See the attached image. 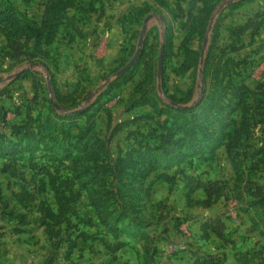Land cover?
I'll use <instances>...</instances> for the list:
<instances>
[{"label": "rangeland", "instance_id": "rangeland-1", "mask_svg": "<svg viewBox=\"0 0 264 264\" xmlns=\"http://www.w3.org/2000/svg\"><path fill=\"white\" fill-rule=\"evenodd\" d=\"M54 1L0 0V11L5 7L12 9L18 26H31L46 35L45 13ZM106 1L102 9L89 5V0L76 1L67 9L62 23L69 29L63 28L58 38L54 37L49 44L45 43L47 35L44 36L46 39L41 43L45 52L57 38L52 49L63 56L60 62L51 54L48 62L45 55L34 58L35 39L9 40L0 31V106L11 110L8 120L12 125L26 119L25 112L18 115L13 109L26 99L33 101L35 95L42 98L31 103L35 115L44 112L42 106L48 107V99L53 100L56 110L66 113L92 107L91 112L95 114L92 132L110 140L114 159L134 143L135 135L130 133L137 125L146 123L142 116L155 128L167 119L166 115L158 117L151 105L128 110L127 102L138 87L158 101V108H180L173 103L184 109L206 104L205 96H211L217 68L211 52L216 32L219 45H224L230 43L229 33L236 27L259 14L262 16L256 20H264V0H249L243 5H239L243 0ZM93 7L101 11L104 20L102 26L94 20L90 28V17L96 13ZM116 20L123 27V34L107 35L106 22ZM86 28L89 33L85 32ZM252 33L253 30L244 33L239 45L242 49L231 54L242 67L230 65L228 78H235L234 82L243 80L255 97L264 90V24L259 30L254 28ZM142 35L145 56L134 71L127 74L130 68L115 80L111 90L105 86L87 101L89 94L131 59ZM162 45H165V53L158 76ZM189 49L196 57L193 66L187 63ZM42 61L49 63L53 71L44 64L30 68ZM147 62L153 66L152 82H146ZM207 62L210 67L205 78ZM59 63L64 71L58 76L54 68ZM72 65H76L78 74L71 72ZM31 70L32 73H26ZM50 78L55 80L53 85ZM223 86H219L218 91ZM106 91L111 93L104 95ZM241 115L239 109L223 122L211 125L215 133L210 148L205 149L202 144L195 149L182 148L180 151L190 155L172 166L165 161L178 155V151H170L168 159L149 174L147 183L151 196L147 199L145 213L151 226L144 236L101 234L102 227L89 206L87 194L83 193L77 205L83 222L78 223L75 216H70L73 224L78 223L74 236L80 230L98 232L115 246L124 244L114 252L100 241L80 239L76 247L70 248L62 236L51 239L38 208L42 199L56 206L52 191L37 195L31 203L19 202L14 194L20 192L21 185L31 183L32 171L23 170L25 179L21 180L3 173L1 167L8 158L0 160V264H191L194 257L204 255L222 256L223 264H242L234 258L237 251L261 248L264 251V124L261 118L254 117L249 128L241 129ZM150 116L154 120L149 119ZM79 124L85 121L80 120ZM4 129L9 131L10 128ZM142 129L147 131L148 128L143 126ZM151 134L156 136V130L152 129ZM149 139L154 140L151 136ZM65 165L72 170L70 161L62 167ZM213 226L223 231L224 239L213 232Z\"/></svg>", "mask_w": 264, "mask_h": 264}, {"label": "trees", "instance_id": "trees-1", "mask_svg": "<svg viewBox=\"0 0 264 264\" xmlns=\"http://www.w3.org/2000/svg\"><path fill=\"white\" fill-rule=\"evenodd\" d=\"M76 1L56 0L49 4L44 18L47 39L39 29L31 26L24 28L18 26V19L8 7L0 11V31L9 40L11 38L16 40L24 38L27 41L35 39L32 56L41 58L40 55H46V52L42 50V39H46L47 44L54 40L66 18L67 9L76 4ZM248 1L243 0L239 2V5ZM65 2L67 4H64ZM95 2L96 0H92L91 5L94 6ZM92 9L96 11L94 7ZM261 16V14L256 15V18L249 20L245 25L233 29L229 33L230 43L219 45V34L216 32L215 47L211 49V52L217 68H215L216 72L214 71L211 96H205L206 104L201 103V105L185 109L174 106H170L169 109L158 108V101L148 96L147 92H142V87H138L127 102L128 110L151 105L158 117L166 115L167 119L155 128L148 124L146 116H142L141 118L145 119L146 123L137 125L136 130L130 133V135H135L134 143L116 159L111 154L110 140L103 139L92 132L95 128V114L91 112L92 107L66 113L56 110L53 100L48 99V107L42 106L44 112L35 115L36 110L31 108V103L42 100L39 95H35L33 101L26 99L24 104L13 109V112L18 115L25 112L26 119L12 125L8 120L11 110L0 106V160L8 158V161L3 163L1 171L10 173L13 177H19L21 180L25 179L23 170L32 171L30 184L33 187L30 188V184H23L20 192L14 194L19 202L31 203L37 195H47L49 191H52L56 206L51 205L48 199H42L38 208L42 215V224L47 227L51 239L62 236L69 243L70 248L76 247L77 241L81 239L85 242H103L105 247L112 252L120 249L124 244L115 246L101 237L98 232L89 233L80 230L74 236L78 223L83 222L77 210L83 193L87 194L89 206L93 209L102 227L101 234L144 236L151 226L145 213L147 199L151 196V187L147 183L149 174L164 162L170 151H178V155H174L171 159L167 158L168 160L165 161L166 164L172 166L190 155L180 151L182 148L195 149L200 144L204 145L205 149L210 148L211 138L215 133L211 130V125L218 121L223 122L227 116H232L239 109L242 110L241 129L249 128L251 118L254 117L261 118V123L264 124V107H262L264 106V90L252 97V91L248 89L243 80L234 82L235 78H228L231 73L230 65H242L241 62L231 57V54L242 49L239 45H241V36L244 33L253 30L252 34H254V28L259 30L260 26H263L264 20L260 22L256 20ZM187 53L188 65H195L194 51L189 49ZM144 56L143 49L138 61L127 74L134 71ZM223 59L224 63H222ZM42 63L50 69L44 61ZM209 67L210 64L207 62L204 70L205 78ZM26 73H32V71ZM145 77L146 82H152L151 62L145 63ZM34 78L36 80V77ZM227 78L229 80L224 83L223 81ZM54 81L50 78L52 85ZM115 83L114 80L108 85L109 90ZM222 84L224 86L221 87V91H218ZM110 93L106 91L104 95ZM148 118L154 120L153 116ZM80 120H84L85 124H79ZM8 126L9 131L4 129ZM143 126L148 128L147 131L142 129ZM74 129L77 132H74ZM152 129L156 130V136L151 134ZM199 135L203 136L202 139ZM150 136L154 140H150ZM68 161L72 165L71 171L68 170V165L62 167ZM259 207H262V204ZM70 216H75L79 222L73 224ZM56 227L58 229H55ZM212 230L219 238L224 239L220 228L213 226ZM234 258L242 264H264V251L262 248L237 251ZM223 263L222 256L204 255L194 257L191 264Z\"/></svg>", "mask_w": 264, "mask_h": 264}, {"label": "crops", "instance_id": "crops-1", "mask_svg": "<svg viewBox=\"0 0 264 264\" xmlns=\"http://www.w3.org/2000/svg\"><path fill=\"white\" fill-rule=\"evenodd\" d=\"M77 1H81V0H77ZM88 1V0H87ZM105 1L106 0H97L95 3H94V5L97 7V9L98 8H104V5H105ZM107 2V1H106ZM91 3H92V0H89V5H91ZM88 5V6H89ZM96 9V13H94V14H92L91 15V19L90 20H92L91 22H92V24H90L89 25V27L91 26H93V23H95V22H97V24L99 25V26H102V20H104L103 18H104V16L103 17H101L102 15H101V11L100 10H97ZM68 15H69V12L67 13ZM106 17H107V15H106ZM108 17L110 18L111 17V15H108ZM112 18V17H111ZM94 20H95V22H94ZM99 21V22H98ZM109 24V25H108ZM62 27H60L59 28V34H57L58 36L61 34V32L63 31V28L65 29V30H68L69 28L67 27V25H61ZM106 26H107V29H106V33H107V35H117V36H120L121 34H123V27L121 26V24H120V22L118 21V20H116L114 23H107L106 22ZM90 27V28H91ZM78 29V28H77ZM80 30V29H79ZM87 28L85 29V32L86 33H89V31L87 32ZM82 31V30H81ZM68 32V31H67ZM58 36H57V38H58ZM57 38L55 39V41L51 44V45H49V49H48V51L46 52V55H45V58H46V60H47V62H48V59H50V54H51V56H54V57H58L57 58V61L58 62H60V60H62V58H63V56H61V55H59V51H54L53 49H52V47L55 45V44H57ZM116 44V43H115ZM66 46V44L64 43V47ZM49 51H50V53H49ZM51 51H53V52H51ZM73 57H74V59H76V55H73ZM45 62V61H44ZM46 63V62H45ZM42 66L43 65V63L42 62H36L34 65H31V67L30 68H33V67H37V66ZM47 65H48V67L50 68V70H52L53 71V68L51 67V66H49L50 64L49 63H47ZM74 66V67H73ZM75 67H76V65H72L71 67H69V69H71L72 71V73H74L75 75L76 74H78V69L76 68L75 69ZM32 71V70H31ZM54 71H55V73H56V75H58L59 76V74H60V72L62 73L63 71H64V69H63V67L60 65V63L58 64V66L56 67L55 66V68H54ZM54 73V74H55ZM74 81H72L71 83H73ZM59 87V86H58Z\"/></svg>", "mask_w": 264, "mask_h": 264}, {"label": "water", "instance_id": "water-1", "mask_svg": "<svg viewBox=\"0 0 264 264\" xmlns=\"http://www.w3.org/2000/svg\"><path fill=\"white\" fill-rule=\"evenodd\" d=\"M141 37H142V40L138 43L136 51L133 54V56L131 57V59L121 69H119L118 71L114 72L109 77H107L101 83V85H99V87L97 89H95V91L93 93L89 94L88 97H87V101H90L92 99L93 95L96 94L99 90H101L105 86H108L111 82H113L114 80L119 78L121 75H123L125 72H127L138 61V59H139V57H140V55L142 53L143 45H144L143 44V37L144 36L142 35ZM205 44H206V42H205ZM164 53H165V45H162L161 50H160L159 59H158V76H160V71H161L162 64H163V59H164ZM203 53H204V50L202 51V54ZM202 84L204 86V82L203 81H202ZM203 86H202V89H201V94H203V92H204V87ZM173 105H176V106H178L180 108H184L183 106L177 105L175 103H173Z\"/></svg>", "mask_w": 264, "mask_h": 264}]
</instances>
